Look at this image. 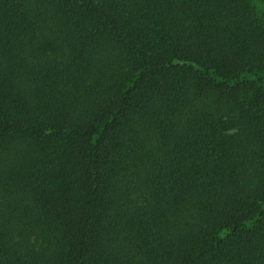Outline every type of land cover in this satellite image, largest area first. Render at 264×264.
<instances>
[{"label": "trees", "instance_id": "obj_1", "mask_svg": "<svg viewBox=\"0 0 264 264\" xmlns=\"http://www.w3.org/2000/svg\"><path fill=\"white\" fill-rule=\"evenodd\" d=\"M0 264H264V0H0Z\"/></svg>", "mask_w": 264, "mask_h": 264}]
</instances>
